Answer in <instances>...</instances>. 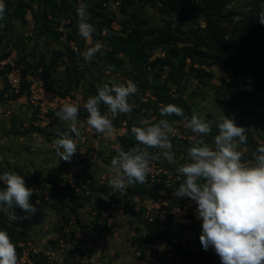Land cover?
<instances>
[{
  "label": "rangeland",
  "instance_id": "obj_1",
  "mask_svg": "<svg viewBox=\"0 0 264 264\" xmlns=\"http://www.w3.org/2000/svg\"><path fill=\"white\" fill-rule=\"evenodd\" d=\"M4 3L0 54L24 70L29 86L17 98L9 87L0 93V174L15 172L30 182L35 202L43 211L38 223L32 221V215L13 222L4 211L0 217L20 237L18 264H221L211 247L204 250L201 245L202 221L196 217L195 202L174 196L185 179L176 168L188 162L187 151L199 139L187 128V120L198 113L211 122L212 130L205 141L214 147L218 134L214 122L223 115L233 119L246 129L247 143L238 149L244 154L242 162L252 164V154L264 145V85L244 84L233 94L229 79L219 67L200 65L197 49L207 47L199 42L210 39L203 35L207 19L190 9L191 0ZM80 4L87 5L89 22L95 28L91 41L78 34L76 9ZM226 8L233 13L227 17L213 15L210 24L224 30L228 40L233 38L241 45L251 41L264 49V25L257 18L264 10V0H231ZM237 16L238 22L234 19ZM123 28L150 31L152 34L143 40L161 28L176 32L182 39L177 43L180 56L171 58L173 65H162L155 58L164 57L168 45L147 50L141 48V41L131 45L129 52H119L111 40L113 35L125 37ZM96 41L102 42L104 49L85 62L80 53ZM185 45H197L192 50L193 69ZM200 66L210 75L195 77V68ZM128 81L137 86V92L129 97L133 110L112 121L111 137L90 129L83 107L86 100L106 83L111 86ZM30 91L38 96L37 102H30ZM42 101L51 109L37 120V104ZM65 102L80 106L77 126L82 134L86 132L85 139L74 137L77 149L70 162L59 159L51 147L57 130L66 127L55 115ZM167 104L179 106L184 115L162 117L160 107ZM99 107L102 114L107 112L105 105ZM160 119L172 123L175 164L162 157L150 161L146 183L129 187L123 196L113 192L108 180L113 175L111 159L117 149L143 147L131 133L132 127L150 126ZM37 142L42 146L35 147ZM149 151L156 154L160 150ZM147 222H156L157 232L168 231L142 245L138 239L147 238Z\"/></svg>",
  "mask_w": 264,
  "mask_h": 264
},
{
  "label": "clouds",
  "instance_id": "obj_2",
  "mask_svg": "<svg viewBox=\"0 0 264 264\" xmlns=\"http://www.w3.org/2000/svg\"><path fill=\"white\" fill-rule=\"evenodd\" d=\"M4 0H0V19L5 14ZM77 29L81 38L91 41L95 32L89 22L87 5L80 4L77 9ZM264 25V10L257 16ZM236 22L240 20L237 16ZM227 39V38H225ZM104 44L96 41L80 55L90 62L104 49ZM137 92L134 82L126 84H104L97 88V94L90 96L83 104L87 112L86 123L95 132L111 137L114 132L112 121L120 114L133 110L129 97ZM107 108L102 114L100 105ZM80 106L76 103H63L55 115L66 125L64 131L57 130V138L51 147L59 159L70 162L76 154L75 138L82 133L77 126ZM160 115H184L183 109L175 104L162 105ZM218 134L214 137V147L209 146L205 137L210 135L212 123L193 113L187 120V128L199 139L187 151L188 162L176 168L184 182L175 189L177 198H189L196 204V217L202 221L200 242L204 250L211 247L220 258L221 264H264V145L252 154L254 163L242 162L243 152L239 146L247 143L246 129L238 126L233 119L223 115L215 122ZM135 140L143 147L130 150L117 149L111 159L113 175L108 186L113 192L123 196L126 190L136 184H144L150 171V161L161 157L169 164H175L171 135H175L172 123L160 119L150 126H133ZM75 137V138H74ZM42 145L37 142L35 147ZM149 149H158L152 153ZM4 187L0 189V211L8 214V220L27 219L37 211L30 203L33 189L26 186L23 176L5 171L0 174ZM14 206L27 213L17 217ZM0 264H18L15 245L8 233L0 230Z\"/></svg>",
  "mask_w": 264,
  "mask_h": 264
},
{
  "label": "trees",
  "instance_id": "obj_3",
  "mask_svg": "<svg viewBox=\"0 0 264 264\" xmlns=\"http://www.w3.org/2000/svg\"><path fill=\"white\" fill-rule=\"evenodd\" d=\"M132 2L134 0H128ZM142 1V0H139ZM153 1V0H149ZM192 4H189L190 9L194 12L198 10L199 13L203 14L207 19L206 25L203 28V35L210 40H201L199 43H203L201 45H205L207 47L206 50L197 49V52L201 54L199 59L200 65H216L219 67L227 76L228 85L232 88V93H238L240 87L244 84H262L264 85V49L260 48L258 45H254L253 42L248 41L245 42L247 44H238V42L231 38L225 39V31L211 25L209 22V18L213 15L218 17H227L233 13L232 9H227L226 6L228 2L231 0H191ZM125 32L124 36L113 35V39L111 40V44L114 49L127 53L131 50V45H137V42H140L141 48H145L147 50H152L155 46L163 45L167 46V50L165 52L164 57H156L162 65H173L171 58L179 57V52L181 47L177 45L179 41L182 39L179 38L176 32H172L171 30L161 28L156 30L154 36L143 40L145 35H151L150 31L140 30L137 28L134 32H130L123 28L122 30ZM143 40V41H142ZM212 41V42H210ZM123 42V43H122ZM139 45V44H138ZM199 45V44H198ZM197 46V45H196ZM196 46L185 45L183 47L189 48V58L191 59V68L193 69L194 65V53L192 50L196 49ZM1 58H4L5 55L0 54ZM186 58H182L180 60V67L184 63ZM197 69V74L195 77H203L210 75V71L202 68L201 66ZM21 80L19 90L12 94L13 98H17L22 92L26 91L29 86V80L25 78L24 70H21ZM252 78V80H249ZM233 79V80H231ZM9 85L3 80L2 90L0 93H3V90L7 89ZM34 123V121L32 122ZM35 122L34 125H38ZM27 187L33 189V196L30 199V203L34 204L37 208V211L32 214V221L34 223H38L41 221L43 217V211L41 210L39 204L35 202V190L30 182L26 183ZM4 187L3 182L0 181V189ZM14 213L19 215H25L27 213L24 210L20 209L18 206L13 207ZM3 211H0V217H2ZM147 238L146 239H138L141 241V244H145L148 240L153 239L156 236H159L162 232L168 231V228L162 229L160 232H157L158 226L156 222H147ZM0 230H4L8 233L12 243L15 245L17 250V244L19 242L20 237L13 233L10 227L4 221L0 220ZM141 250L143 247L140 248Z\"/></svg>",
  "mask_w": 264,
  "mask_h": 264
},
{
  "label": "built area",
  "instance_id": "obj_4",
  "mask_svg": "<svg viewBox=\"0 0 264 264\" xmlns=\"http://www.w3.org/2000/svg\"><path fill=\"white\" fill-rule=\"evenodd\" d=\"M3 80L9 85L8 90L17 92L19 90L20 86V80H21V73L18 67L10 60L9 57H0V90L2 89ZM38 96L33 94L32 91H30L29 100L31 103L37 102ZM45 102H40L37 105V110L40 112L36 113L37 120L43 117L42 113L46 111L47 109H51V106H44ZM39 107V108H38ZM44 107V108H43ZM87 118V117H86ZM86 138V132H83L81 139Z\"/></svg>",
  "mask_w": 264,
  "mask_h": 264
}]
</instances>
